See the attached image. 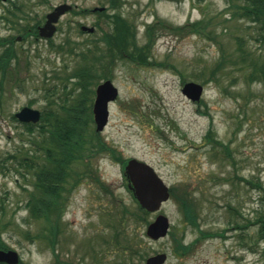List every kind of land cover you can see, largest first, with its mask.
I'll return each mask as SVG.
<instances>
[{
    "label": "rangeland",
    "instance_id": "rangeland-1",
    "mask_svg": "<svg viewBox=\"0 0 264 264\" xmlns=\"http://www.w3.org/2000/svg\"><path fill=\"white\" fill-rule=\"evenodd\" d=\"M232 1L118 0L115 11L129 21L138 44L147 41L148 26L154 30L152 63L137 64L116 53L112 63L101 65L108 66L107 79L118 90L108 105V123L99 132L108 149L71 165L55 246L60 262L145 264L148 257L165 253L163 264H264V238L256 222L264 220V88L261 82L247 81L248 70L233 63L238 61L237 35L247 39L248 47L258 45L253 30L244 27L248 23L232 16ZM63 2L75 11L61 16L51 38L25 34L28 24L42 25L46 14ZM95 7L115 12L107 0H0V39L13 37L17 54L3 78L0 71V242L16 250L22 264H56L57 259L45 238L26 237L27 232H43L45 223L32 219L25 207L27 191L33 188L31 171L20 168L19 173L11 158L31 153L29 135L14 113L23 106L41 112L54 107L52 100L63 84L60 76L85 62L69 52L70 46L78 54L74 44L88 43L95 52L88 60L107 52L102 41H95L112 27L100 11H92ZM193 22H199L198 32L177 30ZM80 25L93 26L94 32H83ZM65 38L69 44L58 49ZM6 46L0 45V54ZM221 52L225 66L213 80L209 71ZM188 81L203 86L198 101L182 93ZM72 82L66 83L71 87ZM52 85L57 87L45 95ZM95 86L89 94L91 106ZM91 125L95 129L92 113ZM131 158L152 166L170 192L146 220L124 211L137 205L124 175ZM73 170L79 177L74 185ZM185 202L193 208L192 225L185 221ZM157 213L168 218L169 230L151 240L145 229ZM126 240L138 252L124 253ZM177 242L190 249L176 248ZM244 242L253 247L251 252L241 250L245 261L226 260L225 255L238 254Z\"/></svg>",
    "mask_w": 264,
    "mask_h": 264
},
{
    "label": "trees",
    "instance_id": "trees-1",
    "mask_svg": "<svg viewBox=\"0 0 264 264\" xmlns=\"http://www.w3.org/2000/svg\"><path fill=\"white\" fill-rule=\"evenodd\" d=\"M107 1L109 8L114 11L118 9V0ZM230 5L232 16L237 19L243 18L248 23L244 27L253 30L254 36H252V39L258 45V48L254 49L248 47L246 45L247 39L237 35L235 40L238 61L233 63L238 64L240 69L246 68L248 70L244 72L247 81L261 82L264 88V55H262L264 53V0H236L232 1ZM71 11H75L74 8ZM98 14L104 16L112 27L110 32L103 31L101 36L95 41L97 43L102 41L106 46L107 52L96 54V63L94 58L88 60L89 57H86L94 52L88 48V43L82 45L74 44L73 47L78 50V54L74 50L72 51V46L68 48L69 52H74L76 56H81L85 59V62L83 64L79 63L70 72H65L60 76L63 84L58 88V90L61 89L60 95L56 97L58 101L56 99L52 100L54 107L52 106L49 110L41 112L39 122L35 124L22 123L25 132L29 135V151L31 153L29 154V152L25 151L18 155L14 154L11 157L15 162L16 171L22 173L20 168L28 172L31 171L33 188L27 191L25 207L32 219L42 220L45 223L43 232L34 235L27 232L26 237L34 240L40 237L45 238L55 254L56 264H72L68 261L60 262L55 250L58 234L60 233L59 214L64 202L63 192L70 169H72L71 165H75L78 162L80 164L83 161L87 162L91 157L106 152L108 149V145L99 133L91 129V98L89 95L90 91H92L91 87L97 84L100 79H107L110 76L108 66L102 67L101 65L112 63L116 53L117 57L124 58L127 56L137 64L148 65L152 63L150 60V48L155 38L153 37L154 30L150 26L146 29L147 41L144 44H138L129 21L118 11L107 13L104 10ZM20 18H23V16ZM198 23L193 22L187 26L177 27V30L188 27V31L198 32V29H200ZM38 24L39 22L34 25L28 24L27 28H25V34L29 32L36 34V26ZM13 41V37L0 39L1 46L7 45L0 54L2 78L9 70L10 60L17 57L13 49ZM69 42L70 40L65 38L57 44L58 49H62ZM94 45L97 47L96 43ZM104 58L106 61L101 62ZM225 61L224 53L221 52L219 59L209 71L211 79L217 80V75L224 68ZM69 80L72 82L71 87L66 83ZM235 82L236 79L233 80V83ZM50 87L46 89L45 95H49L51 93L50 90L57 87V85ZM35 131L36 133H34ZM225 154L228 153L225 152ZM115 158L123 162L121 157L115 156ZM27 171L21 174L22 177L26 175ZM73 173L72 185L79 180L78 172L73 170ZM2 204L3 198L0 197L1 207ZM186 204L188 205V202ZM184 209L186 212L185 219L193 223L191 205L184 207ZM124 211L129 214V217L133 215L139 220H146L148 215L138 204L135 210L130 211L125 208ZM235 212L237 213V210ZM256 222L260 223L259 234L261 238H264V220L258 219ZM2 226L4 225L0 223V231ZM117 235L119 236V233L115 235L116 238H118ZM201 235L204 234L201 233ZM115 245L119 246V241L116 240ZM121 246L122 251L128 253V255L138 252L136 245L131 244L128 240ZM177 247L178 242L176 243ZM189 247L190 245L179 243L178 248H183L184 251H187L190 249ZM0 248L7 249L1 242ZM19 264L22 263L20 262Z\"/></svg>",
    "mask_w": 264,
    "mask_h": 264
},
{
    "label": "water",
    "instance_id": "water-1",
    "mask_svg": "<svg viewBox=\"0 0 264 264\" xmlns=\"http://www.w3.org/2000/svg\"><path fill=\"white\" fill-rule=\"evenodd\" d=\"M71 5L63 2L48 12L45 21L37 27L38 35L42 38H50L56 31V23L60 17L71 9ZM104 7H95L94 11H102ZM80 29L92 33L94 27L81 25ZM18 39L20 37H17ZM182 93L192 101H198L203 91L199 83L188 81L181 88ZM118 90L113 82L106 79L95 87V98L92 105L93 121L95 131L101 132L107 124L109 117V102L116 99ZM14 116L23 123H37L40 119V111L36 108L23 106ZM124 174L128 181V188L137 200L141 208L148 212H155L160 209L162 202L169 197L168 186L149 164L131 158L124 166ZM169 228L168 218L163 214L156 217L146 226L145 235L151 240H157L166 236ZM19 254L13 249H0V262L6 264H18ZM166 260L165 253H159L148 257L145 264H163Z\"/></svg>",
    "mask_w": 264,
    "mask_h": 264
},
{
    "label": "flooded vegetation",
    "instance_id": "flooded-vegetation-1",
    "mask_svg": "<svg viewBox=\"0 0 264 264\" xmlns=\"http://www.w3.org/2000/svg\"><path fill=\"white\" fill-rule=\"evenodd\" d=\"M181 199H183V198H181ZM192 210H193V208H192ZM193 214V213H192ZM194 215V214H193ZM185 221L188 223V224H194V222L192 223V222H189V221H187L186 219H185ZM235 228H237V227H235ZM239 229L240 228H242V227H238ZM240 246L242 247V249H239V252H238V254H237V252H236V255L234 254H232V253H230V254H226L225 255V258H226V260H227V257H229V259L231 260V259H233V260H236L237 262H243V261H245V257H244V255L245 254H242V251L241 250H243L244 252L245 251H248V252H251L252 251V244H250V243H246V242H244V243H242V244H240ZM225 249V248H224ZM218 256H221L220 254L218 255Z\"/></svg>",
    "mask_w": 264,
    "mask_h": 264
}]
</instances>
